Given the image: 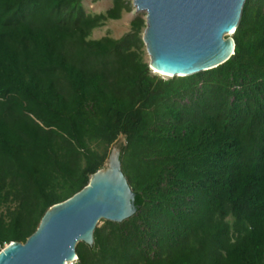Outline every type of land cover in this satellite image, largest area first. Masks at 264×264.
Here are the masks:
<instances>
[{"label":"trees","instance_id":"trees-1","mask_svg":"<svg viewBox=\"0 0 264 264\" xmlns=\"http://www.w3.org/2000/svg\"><path fill=\"white\" fill-rule=\"evenodd\" d=\"M129 9L0 0V247L101 167L91 141L123 134L141 204L95 226L77 264H264V0H244L228 59L166 78L143 59L142 16L86 38Z\"/></svg>","mask_w":264,"mask_h":264},{"label":"water","instance_id":"water-1","mask_svg":"<svg viewBox=\"0 0 264 264\" xmlns=\"http://www.w3.org/2000/svg\"><path fill=\"white\" fill-rule=\"evenodd\" d=\"M244 0H131L144 12L140 38L151 70L166 77L213 68L233 54L231 36ZM157 74V73H156ZM120 138L104 165L86 184L49 205L23 242L0 248V264H64L75 254V241L89 246L100 219L113 222L130 216L141 201L134 196L120 168Z\"/></svg>","mask_w":264,"mask_h":264},{"label":"rangeland","instance_id":"rangeland-1","mask_svg":"<svg viewBox=\"0 0 264 264\" xmlns=\"http://www.w3.org/2000/svg\"><path fill=\"white\" fill-rule=\"evenodd\" d=\"M127 1L130 2V9L128 11L122 10L118 18L107 19L103 22V24L92 28L89 34L86 36V38L95 39L101 36H110L116 38L128 30L129 21L135 15L138 14L142 17L144 16L143 11L134 10L133 6L131 5V0H127ZM81 5L83 7L84 12L93 14V13L103 12L105 9H107L111 5V0H81ZM143 59L146 61L148 59L145 50L143 54ZM158 75L162 78H166V76H163L161 74ZM119 138H120V145H123L125 143V137L123 134H118L117 137L109 144L97 140H93L88 144L89 148L93 150L97 154L98 158L102 161L101 167L104 165L105 158L109 152V149L111 148L112 145L114 144L116 145ZM102 220L104 219H100L96 223V226L101 225L103 223ZM78 249L82 252L85 250V246H83V244H80L78 246ZM74 264H77V260H75Z\"/></svg>","mask_w":264,"mask_h":264},{"label":"bare ground","instance_id":"bare-ground-1","mask_svg":"<svg viewBox=\"0 0 264 264\" xmlns=\"http://www.w3.org/2000/svg\"><path fill=\"white\" fill-rule=\"evenodd\" d=\"M155 73H157V74H161V75H166L165 73H162V72H160V71H154ZM79 240H76L75 241V244L78 242ZM76 256V255H75ZM75 256L73 257V258H75ZM67 261H69V260H66L65 262H64V264L67 262Z\"/></svg>","mask_w":264,"mask_h":264},{"label":"built area","instance_id":"built-area-1","mask_svg":"<svg viewBox=\"0 0 264 264\" xmlns=\"http://www.w3.org/2000/svg\"><path fill=\"white\" fill-rule=\"evenodd\" d=\"M75 260H77L76 256L75 258H72L71 260L67 261L65 264H74Z\"/></svg>","mask_w":264,"mask_h":264}]
</instances>
